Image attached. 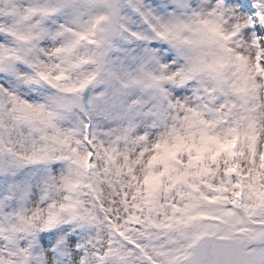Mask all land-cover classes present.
<instances>
[{
	"label": "snow or ice",
	"instance_id": "obj_1",
	"mask_svg": "<svg viewBox=\"0 0 264 264\" xmlns=\"http://www.w3.org/2000/svg\"><path fill=\"white\" fill-rule=\"evenodd\" d=\"M0 264H264V0H0Z\"/></svg>",
	"mask_w": 264,
	"mask_h": 264
}]
</instances>
